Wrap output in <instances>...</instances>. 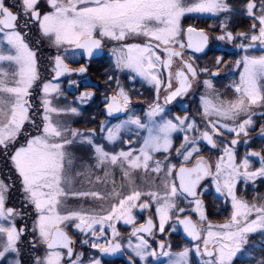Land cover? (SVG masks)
Instances as JSON below:
<instances>
[{"label":"snow or ice","instance_id":"6c2138e0","mask_svg":"<svg viewBox=\"0 0 264 264\" xmlns=\"http://www.w3.org/2000/svg\"><path fill=\"white\" fill-rule=\"evenodd\" d=\"M0 264H264V0H0Z\"/></svg>","mask_w":264,"mask_h":264},{"label":"rangeland","instance_id":"374dc122","mask_svg":"<svg viewBox=\"0 0 264 264\" xmlns=\"http://www.w3.org/2000/svg\"><path fill=\"white\" fill-rule=\"evenodd\" d=\"M208 199H211V197H209ZM213 219L215 221H222L224 219V213L223 212H216L215 210L213 211ZM173 243L174 244H181L183 243V241H181V239L179 238V235H174L172 237Z\"/></svg>","mask_w":264,"mask_h":264},{"label":"flooded vegetation","instance_id":"af4514ba","mask_svg":"<svg viewBox=\"0 0 264 264\" xmlns=\"http://www.w3.org/2000/svg\"><path fill=\"white\" fill-rule=\"evenodd\" d=\"M197 23H200V21H196ZM98 71H102V69H99ZM92 78L94 79V80H99V77H98V75H97V72H93L92 73ZM228 81L227 80H225V81H223V83H227ZM179 235V238L181 239V241H183V238H182V236H181V234H178Z\"/></svg>","mask_w":264,"mask_h":264},{"label":"water","instance_id":"95a60500","mask_svg":"<svg viewBox=\"0 0 264 264\" xmlns=\"http://www.w3.org/2000/svg\"><path fill=\"white\" fill-rule=\"evenodd\" d=\"M181 236H182V234H181Z\"/></svg>","mask_w":264,"mask_h":264}]
</instances>
